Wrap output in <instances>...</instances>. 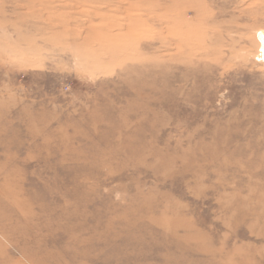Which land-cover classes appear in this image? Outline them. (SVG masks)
Returning a JSON list of instances; mask_svg holds the SVG:
<instances>
[{
    "label": "rangeland",
    "instance_id": "1",
    "mask_svg": "<svg viewBox=\"0 0 264 264\" xmlns=\"http://www.w3.org/2000/svg\"><path fill=\"white\" fill-rule=\"evenodd\" d=\"M264 0H0V264H264Z\"/></svg>",
    "mask_w": 264,
    "mask_h": 264
},
{
    "label": "bare ground",
    "instance_id": "2",
    "mask_svg": "<svg viewBox=\"0 0 264 264\" xmlns=\"http://www.w3.org/2000/svg\"><path fill=\"white\" fill-rule=\"evenodd\" d=\"M262 39H263V44H264V35H262Z\"/></svg>",
    "mask_w": 264,
    "mask_h": 264
}]
</instances>
